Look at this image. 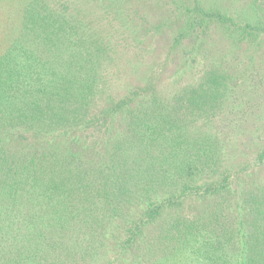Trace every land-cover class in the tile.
Segmentation results:
<instances>
[{
    "label": "trees",
    "instance_id": "trees-1",
    "mask_svg": "<svg viewBox=\"0 0 264 264\" xmlns=\"http://www.w3.org/2000/svg\"><path fill=\"white\" fill-rule=\"evenodd\" d=\"M204 3L0 0V264H264V143L230 148L251 75L216 55L264 21ZM104 23L132 25L122 85Z\"/></svg>",
    "mask_w": 264,
    "mask_h": 264
},
{
    "label": "rangeland",
    "instance_id": "rangeland-1",
    "mask_svg": "<svg viewBox=\"0 0 264 264\" xmlns=\"http://www.w3.org/2000/svg\"><path fill=\"white\" fill-rule=\"evenodd\" d=\"M204 2L207 6L216 8L219 11L230 15L235 21L241 24L244 22L254 23L264 21V0H204ZM98 15H100V12H93L95 19L99 18ZM101 27L102 33L108 35L113 34L112 42H121L125 46V50L124 47H121L118 50V52L124 55V59H120L116 62V65L112 68V75L117 78V81H115L116 83L121 85L127 83L132 74L128 73L127 69L129 64L136 58L134 57L130 60V57H132L135 52L139 51L138 49H133L132 37H134V35L132 32V25L131 23H128L127 25L115 24L113 27L110 24L107 25L104 23ZM217 35L219 36V40L217 39L216 43V55L219 58L226 57L228 62H231L230 64L237 69L238 74L242 75L246 70L249 75H251V79L244 84L245 91L238 92L240 101H244L243 108L246 110V115L244 119H240V121L235 119L232 123V126L235 125L232 127V136H234V139L232 140L233 143L230 148H234L237 151L257 148L264 143V100L261 97V92L264 93V82H262V84L258 82L260 77H264V37H261V39L255 44H252V46L238 47L235 45L234 48H232L234 39L225 31L220 34L217 32ZM124 40L127 42L126 45L124 44L125 42H123ZM152 46H154V41ZM148 60L149 58L146 57V63H148ZM180 64L181 63H178L177 66ZM169 68L173 71L175 69L174 65H172L171 68L170 64ZM184 80H190L189 73L186 74L180 82H183ZM171 81V79L166 78L161 90L172 91L173 88L175 89L176 84L173 83L172 88ZM257 94L263 102V105L259 106L258 114L254 115L253 107L259 105L257 102L253 103L254 96H257ZM236 124L239 125L236 127ZM243 127L244 129H242ZM232 161L236 162V157ZM238 161L239 160H237V162Z\"/></svg>",
    "mask_w": 264,
    "mask_h": 264
}]
</instances>
